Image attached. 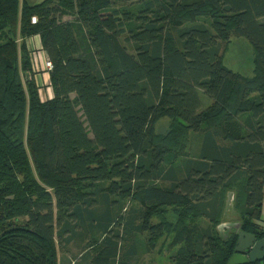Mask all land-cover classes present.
<instances>
[{"label": "trees", "instance_id": "1", "mask_svg": "<svg viewBox=\"0 0 264 264\" xmlns=\"http://www.w3.org/2000/svg\"><path fill=\"white\" fill-rule=\"evenodd\" d=\"M232 32L255 49L252 76L223 61ZM229 193L264 238V0H0V264H59L82 230L102 236L74 264H138L137 236L155 244L169 212L181 264H228Z\"/></svg>", "mask_w": 264, "mask_h": 264}, {"label": "rangeland", "instance_id": "2", "mask_svg": "<svg viewBox=\"0 0 264 264\" xmlns=\"http://www.w3.org/2000/svg\"><path fill=\"white\" fill-rule=\"evenodd\" d=\"M34 3V0H30ZM139 2H133L130 6L134 9V13H138ZM137 17V16H136ZM208 17H201L199 21L205 22ZM36 49V48H35ZM40 50L36 49L32 55V63L34 69L43 68L42 71L46 74L45 83L41 93H45L48 88L53 93L52 79L50 77V69L46 67V61L48 60L45 54H40ZM221 52L223 54V61L225 65L237 71L245 76H252L255 71V58L256 52L252 44L245 37L238 36L235 32H232L228 41L221 42ZM44 61V62H43ZM37 72V70L35 71ZM41 78V76H40ZM26 80V79H25ZM42 97V96H41ZM175 123L172 119L165 117L160 119L156 124V131L160 135L161 139H171ZM198 144H195V150H197ZM227 208L225 218L229 220H235L238 217L233 205L234 194L229 193L225 199ZM132 204L130 200L122 202L120 206L116 208V214L119 216L122 213H126L128 207ZM225 204V206H226ZM228 212V213H227ZM264 217V214H263ZM155 219L154 221H159ZM166 222L169 226L164 236L159 238L155 244L150 241V233L145 232L137 236L140 255L138 264H181V255L183 254V244L176 243L175 235L177 232L176 222L177 215L173 212L167 213ZM101 233H89L82 230L77 239L71 244H64L62 241L58 243V259L59 264H74L84 252L85 248L93 241L94 238L101 237Z\"/></svg>", "mask_w": 264, "mask_h": 264}, {"label": "water", "instance_id": "3", "mask_svg": "<svg viewBox=\"0 0 264 264\" xmlns=\"http://www.w3.org/2000/svg\"><path fill=\"white\" fill-rule=\"evenodd\" d=\"M243 223L235 217V220L225 218V221L218 226V230L225 240L232 234L238 235L235 253L228 264H246L264 259V238L257 239L242 230Z\"/></svg>", "mask_w": 264, "mask_h": 264}, {"label": "crops", "instance_id": "4", "mask_svg": "<svg viewBox=\"0 0 264 264\" xmlns=\"http://www.w3.org/2000/svg\"><path fill=\"white\" fill-rule=\"evenodd\" d=\"M43 0H34V3L33 2H30V0H28V2H30L31 4H37V3H40L42 2ZM28 43V47L30 48L31 51L33 50H36V49H39L41 52L40 54H45L41 49H42V42H41V38L39 35H36L30 39H28L27 41ZM36 48V49H35ZM44 62V61H43ZM36 71V69H34ZM44 71V70H42ZM41 70H39L37 68V72L35 77L37 79V82L38 84L41 86V89H43V87L45 86V83H40L42 80L45 81V77H46V74H44ZM41 76V78H40ZM41 96L44 100H47L49 98H52L53 97V93L50 91V89L48 88V90L45 91V93H41ZM228 213V212H227ZM263 214H264V208H263ZM227 215V214H226Z\"/></svg>", "mask_w": 264, "mask_h": 264}, {"label": "built area", "instance_id": "5", "mask_svg": "<svg viewBox=\"0 0 264 264\" xmlns=\"http://www.w3.org/2000/svg\"><path fill=\"white\" fill-rule=\"evenodd\" d=\"M33 22H37V18H36V17H33ZM46 66H47V67H46L47 69H50V70H51V69L53 68V63H52L51 61L47 60V61H46ZM38 69H39V70H43V68H41V67L38 68ZM36 70H37V69H36Z\"/></svg>", "mask_w": 264, "mask_h": 264}]
</instances>
